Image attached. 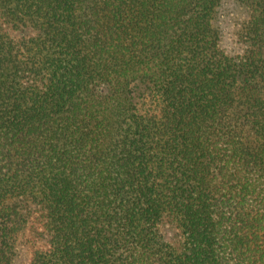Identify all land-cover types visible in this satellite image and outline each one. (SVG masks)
<instances>
[{"label":"trees","instance_id":"16d2710c","mask_svg":"<svg viewBox=\"0 0 264 264\" xmlns=\"http://www.w3.org/2000/svg\"><path fill=\"white\" fill-rule=\"evenodd\" d=\"M225 2L0 0V264H264V0Z\"/></svg>","mask_w":264,"mask_h":264},{"label":"rangeland","instance_id":"374dc122","mask_svg":"<svg viewBox=\"0 0 264 264\" xmlns=\"http://www.w3.org/2000/svg\"><path fill=\"white\" fill-rule=\"evenodd\" d=\"M225 10L228 13V15H226L224 17V25L226 27H229V29L232 31V27L233 25L235 26L236 22H238V18L241 17L242 11L239 10V7L237 5V3L235 2V0H226L225 2ZM231 34H233L232 32H230ZM229 34L228 36V46L229 47H233L234 45V41H233V35ZM25 251H22V258L25 259ZM21 257V256H20ZM21 264H25V261L23 262V260H20Z\"/></svg>","mask_w":264,"mask_h":264}]
</instances>
